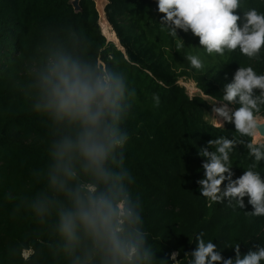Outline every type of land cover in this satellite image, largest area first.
<instances>
[{
  "label": "clouds",
  "instance_id": "obj_1",
  "mask_svg": "<svg viewBox=\"0 0 264 264\" xmlns=\"http://www.w3.org/2000/svg\"><path fill=\"white\" fill-rule=\"evenodd\" d=\"M154 3L159 19L153 21L187 49L189 71L204 72L211 67L209 58L223 61L226 53L238 51L248 61L264 55V0ZM178 31L198 38V46L186 47ZM88 47L86 35L70 26L52 30L25 64L23 94L46 125L47 149L43 166L31 171L39 187L19 197L14 209L37 227L9 256L21 264H264V244L244 254L241 243L225 244L234 252L226 258L203 231L194 233L195 246L183 259H177L181 250L156 259L142 203L130 188L135 178L125 166L129 135L122 124L136 91L122 70L97 63ZM222 91L211 104L210 121L217 129L232 124L234 135L216 136L199 148V196L209 207L226 204L244 211L250 205L246 216L264 218V71L252 63L238 65ZM153 102L159 106L158 95ZM240 146L251 163L234 178Z\"/></svg>",
  "mask_w": 264,
  "mask_h": 264
},
{
  "label": "trees",
  "instance_id": "obj_2",
  "mask_svg": "<svg viewBox=\"0 0 264 264\" xmlns=\"http://www.w3.org/2000/svg\"><path fill=\"white\" fill-rule=\"evenodd\" d=\"M107 1L105 18L122 51L101 34L93 0H80L79 12L71 0H0V264H21L8 250L37 226L14 209L19 197L39 187L31 171L46 160L47 128L23 94L24 67L50 31L69 26L86 35L88 54L97 63L118 67L136 91L122 124L129 135L125 166L135 178L130 188L142 203L156 259L167 260L176 250H181L177 259H183L193 250V236L199 231L221 250L239 242L244 254L264 244V218L245 215L251 211L247 197L244 211H233L226 204L209 207L196 183L203 175L199 148L216 136L234 135L230 123L224 129L212 126L209 100L220 99L238 65L252 63L264 71V55L248 61L238 51L226 53L223 61L209 58L211 67L204 72L189 71L183 59L187 49L177 47L178 41L153 21L159 19L154 0ZM177 36L186 47L198 46V38L190 33L178 31ZM182 78L199 81L195 86L200 94L189 97L179 84ZM154 95L159 96L158 107ZM233 160L234 178L251 163L243 146ZM260 169L264 171V163ZM222 255L232 257L234 252L227 248Z\"/></svg>",
  "mask_w": 264,
  "mask_h": 264
},
{
  "label": "rangeland",
  "instance_id": "obj_3",
  "mask_svg": "<svg viewBox=\"0 0 264 264\" xmlns=\"http://www.w3.org/2000/svg\"><path fill=\"white\" fill-rule=\"evenodd\" d=\"M111 28L110 27H108V25H104V27H102V29H101V27H100V31H101V34L104 36V37H106L105 39H106V41L108 42V43H112V44H118V40L116 39V37H114L115 35H114V33H112V29L110 30ZM112 36V37H111ZM116 46V45H115ZM179 84L180 85H182L185 89H186V91H187V94L189 95V97H193V96H195V95H198V94H200V92L199 91H194V88H196V86L195 85H193L192 83H191V80H184L183 78L182 79H180L179 80ZM209 102L211 103V104H213V103H215V102H213V101H211V100H209ZM212 106V105H211ZM215 106H219L218 104L217 105H215ZM229 107H231V106H229ZM209 120H210V117H209ZM211 122V121H210Z\"/></svg>",
  "mask_w": 264,
  "mask_h": 264
},
{
  "label": "water",
  "instance_id": "obj_4",
  "mask_svg": "<svg viewBox=\"0 0 264 264\" xmlns=\"http://www.w3.org/2000/svg\"><path fill=\"white\" fill-rule=\"evenodd\" d=\"M93 1H94V3H95L96 11H97L98 16H99L98 24H99V26H100L101 13H102V15H103L104 18H105L104 9H105L106 5L108 4V1H107V0H93ZM79 2H80V0H71V5H72L73 10H74L75 12H79V11H80V8H79ZM105 19H106V18H105ZM115 45H116V47H117L119 50H121V47H120L119 43H118V44H115ZM121 51H122V50H121Z\"/></svg>",
  "mask_w": 264,
  "mask_h": 264
},
{
  "label": "bare ground",
  "instance_id": "obj_5",
  "mask_svg": "<svg viewBox=\"0 0 264 264\" xmlns=\"http://www.w3.org/2000/svg\"><path fill=\"white\" fill-rule=\"evenodd\" d=\"M104 25H108V27H110L109 26V24L107 23V21H106V19L104 18V16L102 15V13H101V18H100V27H101V29H102V27H104ZM111 30V29H110ZM112 37V36H111ZM115 37V36H114ZM106 38V37H105Z\"/></svg>",
  "mask_w": 264,
  "mask_h": 264
}]
</instances>
